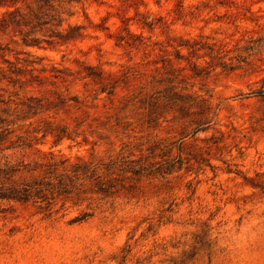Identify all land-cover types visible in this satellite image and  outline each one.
I'll list each match as a JSON object with an SVG mask.
<instances>
[{"label": "rangeland", "instance_id": "374dc122", "mask_svg": "<svg viewBox=\"0 0 264 264\" xmlns=\"http://www.w3.org/2000/svg\"><path fill=\"white\" fill-rule=\"evenodd\" d=\"M0 264H264V0H0Z\"/></svg>", "mask_w": 264, "mask_h": 264}]
</instances>
